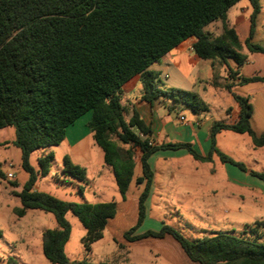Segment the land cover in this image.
<instances>
[{
  "label": "trees",
  "instance_id": "1",
  "mask_svg": "<svg viewBox=\"0 0 264 264\" xmlns=\"http://www.w3.org/2000/svg\"><path fill=\"white\" fill-rule=\"evenodd\" d=\"M239 1L0 0V129L14 130L12 145L20 150V167L28 175L23 189L16 193L20 207L14 213L22 217L27 210H40L53 215L56 227L41 237L42 254L50 264H92L88 259L91 246L102 238L107 222L116 215L115 200L74 203L32 191L37 179L49 174L53 154L40 156L34 169L29 163L31 153L61 144L67 128L88 112V131L102 151L104 164L112 169L121 200L132 182L139 190L137 220L124 234L126 240L169 235L197 264H264V222L247 225L239 232H216L196 239L185 238L165 224L159 231L132 236L146 216L153 181L149 158L158 151L184 149L200 163L211 162L216 156L221 163L236 166L264 183V172L248 170L215 146L216 134L229 131L246 134L254 147H264V132L256 136L250 125L248 97L231 94L237 121L212 124L207 156L198 154L191 143H157L151 119L142 118L134 103L129 110L121 100L123 86L134 77L142 83L139 102L153 107L154 100L174 99V94L156 87L158 73L149 67L188 39H193L196 59L217 62L228 70L230 81L224 89L264 82V77L240 76L246 61L243 50L264 54V48L251 43L260 0H247L251 13L245 42L227 26L226 13ZM216 21L222 23V32L212 37L204 28ZM137 165L140 176L135 177ZM62 172L81 183L87 181L85 169L68 155L62 158ZM67 213L73 214L85 231L80 242L86 256L81 260L70 261L64 253L71 232Z\"/></svg>",
  "mask_w": 264,
  "mask_h": 264
},
{
  "label": "rangeland",
  "instance_id": "2",
  "mask_svg": "<svg viewBox=\"0 0 264 264\" xmlns=\"http://www.w3.org/2000/svg\"><path fill=\"white\" fill-rule=\"evenodd\" d=\"M260 4L262 16L254 27L260 35L255 42L264 48V0H260ZM241 8L243 7L238 6V11ZM250 13L251 11L247 14L248 19ZM216 23L218 22H212L204 28L205 31L211 33L212 37H214L213 34H216V29L212 28L217 25ZM185 43L189 44L190 41L187 40ZM174 51L176 48L171 50V53ZM258 54L262 55L259 52ZM174 65L176 67L165 68L155 65L149 68V70L158 73L159 81L156 83V87L162 92L174 94V99L166 100L168 101L167 110L163 112L171 120L183 122L180 117H185L186 121H191L197 113L218 114L215 110L217 106H229L232 103L224 89V84L230 79L227 76L229 72L223 65L217 62L212 63L209 60L201 61L200 64H189L188 57L185 55L175 59ZM241 85L247 89L249 88L248 85L255 84L248 82ZM141 95L142 83L136 79L132 80L129 86H123L121 100L123 105L130 110L131 104ZM159 98L164 99L163 96ZM174 100H179V103ZM256 110V120L264 121V107L259 104ZM89 118L90 113L88 112L75 121L72 128L77 138L88 131L87 122ZM153 140L155 141L154 138ZM86 141L90 146V162L84 168L86 170V183H81L62 172V158L64 155H68L70 151L66 143H61L58 146L38 149L31 153L29 163L34 169L37 168V160L40 156L53 154L49 174L40 178L37 184L41 180V191L62 201L94 204L98 201L110 202L115 200L117 203H121L122 200L114 183L112 169L104 164L102 151L93 144L91 137H88ZM251 143L250 137L246 134H236L229 131L223 132L215 140L216 148L228 156L233 155L232 146L237 147L238 144L245 146ZM13 149L15 154L13 153L11 156L12 167H9L8 163H4V160L8 159H5L4 150L0 149L1 175L8 171L14 174V178L10 180H6L4 176L0 178V264L7 262L8 264H50L42 254L38 232L42 228H53L55 223L53 215L40 210H32L20 218L14 213V209L20 207V202L7 192L12 187L19 189L23 187L28 178L27 173L20 167V150L18 148ZM213 165L215 168L221 169L223 167L216 156H213ZM213 165L197 162L189 155L183 159L156 158L152 162V166L156 170L155 187L152 188L146 203L148 218L178 230L185 238L189 239L210 236L216 232L231 230L238 232L237 227H230L234 218L237 217L232 196L234 191L238 193L240 191V194L246 198L249 196V191L243 187L238 190L236 187H220L217 184L206 185L193 175L195 167L201 171V169L204 170ZM166 169L174 171L173 179L166 178ZM185 174L190 175L186 176ZM45 181L47 182L46 185L43 184ZM135 192L134 187H131L125 203L121 206V210L122 207L125 210V215H122L127 220L137 216L136 198L133 201ZM247 212L248 209H245V215H241L239 218L241 220L245 218ZM66 220L71 228L68 248L74 252L76 250L83 251L80 242L84 235L83 226L71 213L66 214ZM13 231L21 233L24 239L20 243L13 244L9 249L7 244L11 242V238H14ZM108 251L109 248L103 245L96 248L98 255ZM140 251L144 254L147 253L145 248ZM66 253L67 256H71L68 249ZM29 255L32 257L31 262L28 260ZM82 256H86L85 253Z\"/></svg>",
  "mask_w": 264,
  "mask_h": 264
},
{
  "label": "crops",
  "instance_id": "3",
  "mask_svg": "<svg viewBox=\"0 0 264 264\" xmlns=\"http://www.w3.org/2000/svg\"><path fill=\"white\" fill-rule=\"evenodd\" d=\"M238 6H241L243 8L238 11ZM249 11H251V9L248 2L240 0L231 8H229L226 13L227 26L229 28L234 29L241 43L245 42V40L249 36L250 21L247 18V14L249 13ZM230 12L231 15H229ZM261 16L262 13L260 11L258 16L256 17L255 25ZM216 22H218L216 23L217 25H214L212 27L213 29H216V34H213L214 36H217L222 32V23L220 21ZM207 33L211 35L210 32ZM259 35L260 34H258L256 29L254 28L251 43L256 44L255 41ZM188 40L190 41L189 44L185 43L187 40L182 42L176 47V51L172 53L170 51L158 63H154L151 66L158 65L165 68L176 67V65H174L175 59L183 55L188 57L189 64H200L201 61H205L196 59L192 50L193 39ZM244 50L243 53L246 55V61L240 68V76L245 78H263L264 54L262 53V55H259L258 52L251 53L247 50ZM229 64L230 67H234L231 62ZM136 79L139 80L138 77H134L132 80ZM132 80H130L124 86H129ZM236 81L238 82V79ZM228 82L229 81H227V83ZM251 84L255 85H248L249 88L247 89H245V87L240 84H235V86H233L230 91L225 89L227 96L231 99L232 102L229 106H217L215 110L218 114H209L208 110H206L208 112L207 114L197 113L193 116L191 121H186V118L184 117L183 122H180L179 120H171L167 114L164 115L163 112L167 110L166 105H168V101L162 102L154 100L153 107H150L144 102H139L138 98L134 102V104L136 105V109L142 118L151 119L153 133L152 136L156 142L191 143L193 148L198 152V154H200L201 156H207L211 143L209 131L212 124L215 121H222L226 124H233L237 121V105L234 99L232 98V93L249 98V101L252 106V112L250 116L251 128L256 136H259L264 132V121H257L255 116L257 106L261 104L264 107V82L256 81L251 82ZM74 123L67 128L65 139L62 141V143L67 144L70 151L68 153V156L70 157L71 161L76 165L86 168V165H88L90 162V146L88 145L86 140L88 137H91V134L89 133V131H86L81 137L77 138L74 129L72 128ZM223 132L225 131L217 133L215 136V140L218 136L222 135ZM13 140L14 130L12 128L7 127L0 129V149L2 148L4 150L3 154L6 157L5 159H8L4 160V163H8L9 167H12L11 156L13 155V153L15 154L13 148H16L12 145ZM232 152V156L227 155L232 160L242 163L248 170H252L258 173L264 172V147L256 148L252 145V143L250 145L245 146L238 144L237 147L232 146ZM187 155L188 153L184 149L164 150L154 153L149 158V164L153 170V181L151 191L152 188L155 187L154 178L156 173V170H154L152 166V162L156 158H162L165 160L178 158L183 159ZM202 164L213 165V159L211 162H206ZM221 164L223 166L221 169L215 168L213 165L211 167H207L206 169H201V171H199V168L195 167L193 170V175H195L198 179H200L202 183L206 185L217 184L220 187H236V189L238 188V190L243 187L244 189L249 191V196H247L246 198L240 194V191L239 193L234 191L235 193L232 197L234 198L233 205L237 217L234 218V222L230 227H237L239 231H241L247 225H252L255 222H264V183L257 177L251 176L247 172L241 171L236 166H233L229 163ZM165 173L166 178L168 177L169 180L174 178V171L166 169ZM185 175L188 176L190 174ZM3 176L6 178V174L2 175V177ZM134 176H140V169L138 165L135 168ZM39 179L40 178L37 179L36 183L32 187V191L34 192H42V187H40L42 181L40 180V183L37 184ZM43 184L46 185L47 182L45 181ZM131 187H134V190L136 191L135 196L133 197V201H135L136 198L137 211V196L139 190L134 182L129 185L128 191ZM22 189L23 187H21L20 189L18 187H12L7 192L18 199L16 193H19ZM149 197L150 195L148 196L147 200L149 199ZM126 198L121 203H117L116 215L107 222L103 230L102 238L92 244L91 253L88 257L89 261L92 264H194V262L190 261L188 257L184 254L183 250L181 249L180 245L176 242V240H174L169 235H165L162 238L148 237L135 241L126 240L124 238V234L135 225L137 220V216L136 218L134 217L127 220L122 215H125V210L123 207L121 210V206L123 203H125ZM96 203L101 202L98 201L94 204ZM245 209H248V212L245 218L241 220L239 217H241V215H245ZM28 211L32 210H27L26 213ZM26 213L24 214V216L26 215ZM162 225V222L150 220L146 215L142 224L135 230L132 236L142 234L146 231H159ZM55 227L56 222L53 225V228ZM48 229L49 228H42V230L38 232L41 248L42 233ZM262 233L264 235V229L262 230ZM12 234L14 238H11V242L7 244L9 249L13 246V244L20 243L24 239L21 233L13 231ZM99 245L108 247L109 251L104 252V254L98 255L96 253V248ZM68 246L69 239L64 246V253L70 261L81 260L85 257L82 256L84 253V249L83 251L76 250V252H74L73 250L69 249ZM143 248H145L147 253L144 254L140 251ZM67 249L70 251L71 256H67ZM10 251L12 252V250ZM28 260H30V262L32 261V257L30 255L28 256ZM6 264H8V262Z\"/></svg>",
  "mask_w": 264,
  "mask_h": 264
},
{
  "label": "built area",
  "instance_id": "4",
  "mask_svg": "<svg viewBox=\"0 0 264 264\" xmlns=\"http://www.w3.org/2000/svg\"><path fill=\"white\" fill-rule=\"evenodd\" d=\"M180 120L183 121L184 120V117H180ZM6 178L7 179H13L14 178V174L12 172H8L6 173Z\"/></svg>",
  "mask_w": 264,
  "mask_h": 264
}]
</instances>
